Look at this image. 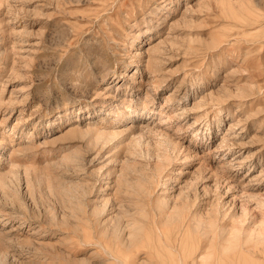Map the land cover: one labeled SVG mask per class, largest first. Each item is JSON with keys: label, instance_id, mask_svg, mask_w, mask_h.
<instances>
[{"label": "rangeland", "instance_id": "obj_1", "mask_svg": "<svg viewBox=\"0 0 264 264\" xmlns=\"http://www.w3.org/2000/svg\"><path fill=\"white\" fill-rule=\"evenodd\" d=\"M182 225L264 264V0H0V264L177 262Z\"/></svg>", "mask_w": 264, "mask_h": 264}, {"label": "bare ground", "instance_id": "obj_2", "mask_svg": "<svg viewBox=\"0 0 264 264\" xmlns=\"http://www.w3.org/2000/svg\"><path fill=\"white\" fill-rule=\"evenodd\" d=\"M160 172H161V169L160 170L157 169L158 175H160ZM169 203H170V199H167V197H163V196L160 197L158 199V207L156 208L158 213L162 214L167 208L169 209L170 208ZM100 212L102 213V211ZM163 218H165L166 223L168 222L171 223L173 221H176V219H178V210L172 214L166 215ZM194 221H195L196 227L202 231L203 235L209 234L211 231H213L214 228L223 232L229 226L226 222L222 223L221 219H219L218 216L217 217L215 216L214 218H207V217L205 218L203 216L194 217ZM183 226L184 225L177 228L176 230L177 235H176L175 241L172 244H168L169 248L172 251H175L180 255V258H178L177 262L169 263L167 261H163L162 263H159V264H216L217 261L213 260L216 258H212L213 254L212 252L209 251L208 247L207 248L205 247V249L201 250L195 257H192V260H191L192 262H189L187 256L186 257L182 256L185 250L184 242L182 240ZM237 231H238L237 228L233 226V232H237ZM261 231L263 232V230ZM262 232H259V233H262ZM262 239H263V236L261 234L259 236V240L261 241ZM0 261H3V260L0 258Z\"/></svg>", "mask_w": 264, "mask_h": 264}]
</instances>
